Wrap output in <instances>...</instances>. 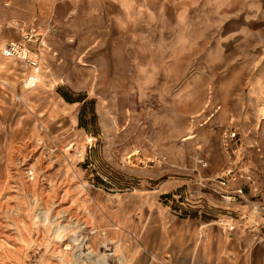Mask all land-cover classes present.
I'll return each instance as SVG.
<instances>
[{
  "label": "rangeland",
  "instance_id": "1",
  "mask_svg": "<svg viewBox=\"0 0 264 264\" xmlns=\"http://www.w3.org/2000/svg\"><path fill=\"white\" fill-rule=\"evenodd\" d=\"M30 28L40 84L0 61V264H196L172 221L207 191L264 250V0H0V48Z\"/></svg>",
  "mask_w": 264,
  "mask_h": 264
},
{
  "label": "crops",
  "instance_id": "2",
  "mask_svg": "<svg viewBox=\"0 0 264 264\" xmlns=\"http://www.w3.org/2000/svg\"><path fill=\"white\" fill-rule=\"evenodd\" d=\"M43 38L46 40V33ZM3 59L0 56V61ZM203 197L209 206L207 211L196 209L200 206H194L191 219L172 221L170 251L173 261H176V252H182L188 253L189 258L194 259L196 264H261L264 260L261 241H251L248 237L233 234L225 236L215 221L207 218L211 213L220 212L221 201L208 191Z\"/></svg>",
  "mask_w": 264,
  "mask_h": 264
},
{
  "label": "built area",
  "instance_id": "3",
  "mask_svg": "<svg viewBox=\"0 0 264 264\" xmlns=\"http://www.w3.org/2000/svg\"><path fill=\"white\" fill-rule=\"evenodd\" d=\"M31 44H34V47H31ZM45 49L50 51V48L46 47L43 37L36 33L35 28H30L28 32L21 33L19 40L8 41L0 48V56L2 58L20 62L22 64L25 70V77L20 83L22 89L30 90L40 84L42 74L41 51ZM236 141H238L236 133L225 131L221 140V146L224 151L228 153L229 147ZM139 153L140 151L137 150L134 154L138 155ZM193 162L198 169L208 168V162L201 157H195ZM246 167L247 166L244 164L239 169L240 174L238 178L250 186L254 185L256 177L247 171ZM231 179H235L231 170L222 168L219 176L216 178L215 183L217 186L214 188L213 192L218 194L223 201L242 200L244 198L242 188H237L230 194L223 190ZM256 190V188H253L254 192H256Z\"/></svg>",
  "mask_w": 264,
  "mask_h": 264
}]
</instances>
